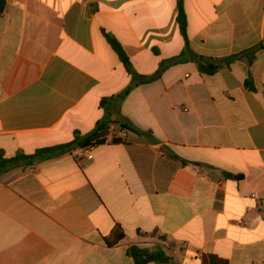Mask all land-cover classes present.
I'll return each instance as SVG.
<instances>
[{"label": "crops", "instance_id": "crops-1", "mask_svg": "<svg viewBox=\"0 0 264 264\" xmlns=\"http://www.w3.org/2000/svg\"><path fill=\"white\" fill-rule=\"evenodd\" d=\"M3 1V158L101 122L140 135L1 174L0 264H133L132 246L169 264H264V0H183L186 38L177 0ZM103 34L159 78L134 85ZM200 57L236 60L206 76Z\"/></svg>", "mask_w": 264, "mask_h": 264}, {"label": "trees", "instance_id": "trees-1", "mask_svg": "<svg viewBox=\"0 0 264 264\" xmlns=\"http://www.w3.org/2000/svg\"><path fill=\"white\" fill-rule=\"evenodd\" d=\"M177 8H178L177 21H178L179 31L181 35L186 38L187 23L183 8V0H177ZM4 9H5V3L3 0H0V16L2 15ZM103 35L107 43L111 46L113 51L118 56V59L122 63L126 72L129 75L133 76L135 82L134 85H137L139 83L154 81L159 78L160 71L154 74L153 76H151L150 78H144L138 76L137 74L132 73L128 58L126 57L120 44L111 36L106 34ZM235 60L236 57H228L221 60L200 57L197 63V69L200 74L209 76L217 73L222 68L225 67L228 68ZM245 86L251 91L255 90L250 79H247L245 81ZM103 104L101 105L103 106ZM107 124H112V123H107ZM107 124L103 122L97 124L95 132H93L91 135L87 136L86 138L81 139L79 138V136H76L74 141L69 144L52 149L41 150L37 152L34 156H24L23 154H17L13 158L5 159L3 158V154L0 151V175L16 167L30 166V165H34L35 163L49 160L51 159L53 154L62 155L74 148L85 149L87 147H95L104 144L106 140L100 134L102 131L105 130ZM113 124L116 126L118 130H126L137 136L140 135L138 132L134 131L133 129H130L124 124H120V123H113ZM116 142L120 143L121 140L119 138H113L111 140V143H116ZM233 178L239 179L240 177H233ZM150 236L155 237V234H151ZM124 237L125 235L122 229L117 226L113 229L112 233L104 239V242L107 246L113 247L117 245L120 241H122ZM159 239L160 241H164L163 238H159ZM127 255L132 259L133 264H152V263L169 264L173 262L172 258L168 256L165 250L160 246H155L153 248L132 246L127 250ZM202 261L203 264H228L226 260L219 259L216 256H212V255L203 257Z\"/></svg>", "mask_w": 264, "mask_h": 264}, {"label": "built area", "instance_id": "built-area-1", "mask_svg": "<svg viewBox=\"0 0 264 264\" xmlns=\"http://www.w3.org/2000/svg\"><path fill=\"white\" fill-rule=\"evenodd\" d=\"M106 132H103L104 134H102L101 136L103 138H106L109 135H113L114 133H116L115 135L119 136L120 139H126L127 136L129 134H131L130 132L126 131V130H117L114 127H109L108 129L105 130ZM114 132V133H113ZM114 136V135H113ZM93 147H87L85 149H83L82 151L84 152V154L86 155V157L88 159H91V150ZM239 224H243V222H238Z\"/></svg>", "mask_w": 264, "mask_h": 264}]
</instances>
